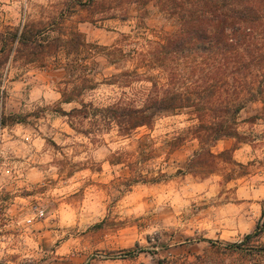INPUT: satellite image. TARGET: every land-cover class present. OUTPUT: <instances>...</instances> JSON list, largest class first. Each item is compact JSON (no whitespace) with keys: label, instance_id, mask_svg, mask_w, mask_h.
Wrapping results in <instances>:
<instances>
[{"label":"rangeland","instance_id":"rangeland-1","mask_svg":"<svg viewBox=\"0 0 264 264\" xmlns=\"http://www.w3.org/2000/svg\"><path fill=\"white\" fill-rule=\"evenodd\" d=\"M159 3L0 0V264H264V120L246 122L261 103L238 117L240 143L213 149L236 148L238 177L188 174L190 110L129 137L62 114L143 104L151 84L119 77L144 74L147 51L177 30Z\"/></svg>","mask_w":264,"mask_h":264},{"label":"trees","instance_id":"trees-1","mask_svg":"<svg viewBox=\"0 0 264 264\" xmlns=\"http://www.w3.org/2000/svg\"><path fill=\"white\" fill-rule=\"evenodd\" d=\"M159 4L176 20L177 30L147 51L144 74L125 72L119 77L126 78L128 86L139 79L151 84L143 104L118 102L97 108L82 102L81 108L62 114L103 118L108 129L117 128L120 136L129 137L152 126L159 112L190 110L199 122L193 135L200 149L189 159L188 174L207 178L224 165L230 177H238L235 169L242 166L233 160L236 148L213 149L225 138L240 143L237 126L241 112L252 104L264 106V0H160ZM20 43L26 46L28 41L23 37ZM109 51L115 55L121 48ZM157 69L160 77L150 74ZM74 101L63 96V103ZM257 120L264 116L246 122ZM255 235H247L245 241Z\"/></svg>","mask_w":264,"mask_h":264}]
</instances>
